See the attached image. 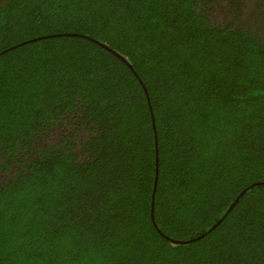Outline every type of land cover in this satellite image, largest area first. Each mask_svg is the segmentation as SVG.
<instances>
[{
  "label": "trees",
  "instance_id": "16d2710c",
  "mask_svg": "<svg viewBox=\"0 0 264 264\" xmlns=\"http://www.w3.org/2000/svg\"><path fill=\"white\" fill-rule=\"evenodd\" d=\"M0 264H264V0H0Z\"/></svg>",
  "mask_w": 264,
  "mask_h": 264
},
{
  "label": "water",
  "instance_id": "95a60500",
  "mask_svg": "<svg viewBox=\"0 0 264 264\" xmlns=\"http://www.w3.org/2000/svg\"><path fill=\"white\" fill-rule=\"evenodd\" d=\"M63 35H68V36H79V37H83V38H88L89 39V37H87V36H83V35H78V34H59V35H53V36H63ZM96 42V44H98V45H100L102 48H104V49H107V50H110V52L111 53H113V54H115L116 56H118L119 58H121L125 63H127V61H126V59L125 58H123L121 55H119L117 52H115V51H112L111 49H109L105 44H103V43H99V42H97V41H95ZM24 43H27V42H24ZM156 165H157V160H156ZM255 185V184H254ZM253 185H251V186H249V187H246L245 189H243L239 194H238V196L234 199V201L231 203V205H230V207H229V210L230 209H232L235 205H236V203L238 202V200H239V198L241 197V196H243L245 193H246V191L250 188V187H252ZM154 197V195H152V198ZM151 204L153 205V201L151 202ZM153 218V217H152ZM214 227V226H213ZM202 237V236H201ZM191 241H194V240H191ZM171 242H173L174 244H178V245H182V244H187L188 242H190V241H174V240H172Z\"/></svg>",
  "mask_w": 264,
  "mask_h": 264
}]
</instances>
